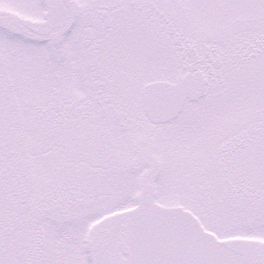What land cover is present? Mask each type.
<instances>
[{"label": "snow or ice", "instance_id": "6c2138e0", "mask_svg": "<svg viewBox=\"0 0 264 264\" xmlns=\"http://www.w3.org/2000/svg\"><path fill=\"white\" fill-rule=\"evenodd\" d=\"M0 264H264V0H0Z\"/></svg>", "mask_w": 264, "mask_h": 264}]
</instances>
